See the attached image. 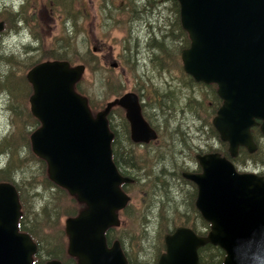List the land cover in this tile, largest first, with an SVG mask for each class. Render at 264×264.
<instances>
[{
	"label": "water",
	"instance_id": "95a60500",
	"mask_svg": "<svg viewBox=\"0 0 264 264\" xmlns=\"http://www.w3.org/2000/svg\"><path fill=\"white\" fill-rule=\"evenodd\" d=\"M177 1L190 39L181 51L184 72L216 84L223 104L212 124L231 154L238 145L254 150L255 118L264 133V0ZM84 71L83 64L57 59L27 71L30 112L40 122L30 134L31 149L45 160L49 179L85 204L64 219L67 253L78 264H128L119 241L106 243L105 231L120 224L118 212L129 200L120 184L131 179L112 160L106 118L111 104L93 115L87 98L75 90ZM117 104L126 110L134 141L156 137L134 93L123 94ZM198 158L202 173L185 176L198 187L196 206L211 229L206 236L187 227L166 234L158 264H200L197 249L206 243L224 251L223 264H264V180L237 173L217 153ZM20 208L15 186L0 182V264H31L37 250L29 234L18 230Z\"/></svg>",
	"mask_w": 264,
	"mask_h": 264
},
{
	"label": "rangeland",
	"instance_id": "374dc122",
	"mask_svg": "<svg viewBox=\"0 0 264 264\" xmlns=\"http://www.w3.org/2000/svg\"><path fill=\"white\" fill-rule=\"evenodd\" d=\"M1 8L9 10L13 14H19L16 21L19 28L13 27L11 22H6L7 26L12 28V33L10 32L12 36L0 39V54L12 57L9 63L0 59V146L5 140H8L12 146L18 145L17 150L12 147L10 151L7 148L0 155V170L9 167V171L5 175H1L0 172V181L11 180L20 191L24 214L22 224L26 225L27 230L37 234L41 241L40 257L44 260L49 257L46 251L50 249L51 235L59 236L55 244H63L65 247L67 238L64 233V219L73 215L72 213L77 211L78 205L63 189L60 190L46 181L45 163L43 164L41 159L33 154L31 146H23L22 140L28 138L30 143L29 135L34 130L33 128L37 127L32 123L33 130L29 132L30 128L27 125L31 120L28 112L33 117L29 110V96L32 89L25 77L27 70L34 63L48 59L66 60L71 66L83 64L85 66V71L82 74L84 78L80 81L79 86L82 90L81 94L90 99L93 115H95L98 110L103 108L105 102L120 95L123 91L140 90L139 93H142L144 86L153 87L145 82L144 77L140 76L142 71H146L147 64L151 60L155 74L162 71L159 69L161 66L163 72L178 75L177 82L183 83L186 79L190 82L188 75L181 68L179 58V52L186 41L181 35L180 29L176 33V40L169 34L167 36L166 33L160 35L164 44L163 52L154 49L145 41L149 32L152 36L158 35L160 27L156 21H160V25H163L162 23H165L167 18L176 15V0H24L19 11H14L11 3H4L3 0H0ZM133 8H143L142 12L145 17H149L155 8L151 21L144 20L139 24L140 31L132 28L138 24L134 23L135 19L130 12V9ZM145 8L148 9L144 11ZM30 26L33 27L30 28ZM24 29H27V34L31 37L32 42L24 41L22 35ZM15 30L17 32L13 33ZM136 34H140L141 40L134 39ZM175 59L177 64L173 62ZM113 63H116V66ZM180 73L184 78L180 76ZM164 78H168V76L165 75ZM191 89L201 90L203 94L206 89L208 95L215 97L214 87L196 82L192 86L185 85L182 88H177L173 99L171 98L174 93H165V89L161 95V97L169 95L170 103L173 105L168 113H174V115L172 117L164 115V118L168 119V124L171 125L165 128L173 130V136H177V141L182 136V133L177 129V123L184 121L186 124H192L191 121L195 118L193 112L187 109L185 110L190 112L189 117H177L180 101L184 107L191 105V100L194 97ZM152 93L156 95L155 90H152ZM203 94H200L202 101L199 103L205 119H207V129L213 139L219 140L213 125L210 123L209 126L208 124L215 116L214 110L217 106L203 109V107H207ZM153 103L158 106L157 100ZM168 113L165 114L169 115ZM208 114L210 116L207 118ZM111 115L113 122L119 123L123 111L120 108H115ZM24 129L28 130L23 132ZM27 132H29L28 135ZM165 144L167 143L165 142ZM140 149V147L134 148L132 152L126 149V154L131 156V153H134L137 162L140 163ZM241 155L245 160L246 154L242 152ZM183 159L182 155L177 158L174 156L157 162L154 166L150 164L148 168L153 169L154 173L161 172V167L172 171L175 163ZM240 164L243 165V163ZM166 176L172 186L169 193L165 194L164 191L158 190L156 194L163 193L168 196L170 198L169 205H166L165 200H160L155 191L150 190L147 195H144L143 192L153 184L146 187L145 182H141L139 176L133 183L125 185V190L131 197L130 205L120 214L121 224L119 227L111 229L110 236L121 238L120 245L124 247L135 263L139 260L145 264H158L155 258L158 250L163 248L161 245L163 236L170 232L174 225L179 223L197 229L195 223L199 221L196 220L169 222L170 218L179 213L181 208L179 207L174 212L172 207L175 205L178 207L179 203L183 202L186 207L187 202L185 193L183 195V183L178 180L179 176H174L173 179L170 175ZM149 178H153V176L150 175ZM186 187L191 189L190 185ZM179 190H181L180 194ZM153 195L155 205L151 212L150 222L145 229L143 205L144 202H150V197ZM187 199L189 203L190 197ZM43 208H45L44 211ZM55 212L59 213L57 219L52 217ZM142 228L145 229V232H142ZM147 237L148 240H146ZM200 250H202L204 259L210 258L211 250L207 245L199 247L198 252Z\"/></svg>",
	"mask_w": 264,
	"mask_h": 264
},
{
	"label": "flooded vegetation",
	"instance_id": "af4514ba",
	"mask_svg": "<svg viewBox=\"0 0 264 264\" xmlns=\"http://www.w3.org/2000/svg\"><path fill=\"white\" fill-rule=\"evenodd\" d=\"M142 9L143 8L130 9V12L132 13L135 19L134 23H138L136 27L132 26V28L138 31L141 30V28H139V24H141L144 20L151 21L152 17L154 16V12H155L154 10L155 8H153L152 14L149 17H145L142 12ZM146 9L148 8H145L144 11H146ZM176 10H177L176 15H171L169 18L166 19L165 23L167 24L162 23L163 25H160L161 22L156 21L160 27V31L157 36H152L151 33L149 32L147 39H145V41H147L150 45H152L154 49H157L160 52H163V46H164L163 42L160 39V35H162L163 33H166L167 36L169 34L171 37L173 36L174 40H176L177 38L176 33L178 29L181 30V35L185 38V41H186L185 45L186 44L190 45V39H189L188 33L182 28L180 24L178 2H177ZM18 16H19L18 13L13 14L7 9H3V10L2 8L0 9V22L3 23V27L0 30V39H4L6 37L10 38L12 36L11 34L12 28L11 26H7L6 22H11L13 24V27H17V29L19 28V24L16 23ZM32 27L33 26H30V28ZM16 32L17 30H15V32L13 33H16ZM134 39L141 40L140 34H136L134 36ZM189 45H186L183 48H181L179 52L180 60H181V51L187 48ZM157 58L160 59L159 57ZM0 59H4L7 63H9L12 60V57L10 55L2 56L0 54ZM48 60H52V59H48ZM43 61H46V60H43ZM39 62H42V61H39ZM151 63H152V60L147 64L148 68H146V71H142V73H140V76L144 77L145 82L148 85H151L153 87L147 88L144 86L142 89V93H139L140 90H133V91L131 90V91H125V92L123 91L120 95H117L113 99L105 102V105H104L105 107L108 103L111 104L110 110L106 118H107L109 132L112 134V137L110 140L111 155L113 152L112 147H114L113 150H115L118 154L117 160H118L119 167H117L116 165L115 166L118 172L122 176H126L131 179L129 182L121 183L120 187L129 196V200H130L131 197L127 193L128 191L125 190V185L126 183L128 184L133 183L135 179L137 180V177L139 176L140 181L145 182L146 187L153 184V186H150L147 191L143 192L144 195H147L150 190L155 191V194L158 192V190L164 191L165 194H168L172 186H170V181L166 175H170L172 179L174 178V176H179L178 180L181 183H183L182 184L183 185L182 186L183 195L185 193L187 205L185 207V203L183 202L182 204L179 203L178 207L177 205L172 207L174 212L177 211L179 207L181 208L179 209V213L173 215L172 218H170L169 222H174L176 220H182L181 222H185L188 220H192V221L196 220L199 222L195 223L197 229H194L192 227L178 223L173 226V228L170 230V232H168V234L173 233L175 229L178 227H187V228H190L195 234L199 236H206L208 232L210 231V222L204 219L201 212L196 208L195 201H196V197L198 194V187L194 183V181L188 179L185 176V174H201L202 167L199 163L198 157L202 155L210 154V153H217L220 157L226 159L233 166V168L235 169L237 173L253 174L255 176L261 177L264 180V133L261 130L262 120L259 118H255L254 119L255 124L250 127V134L252 137V141L255 145L254 150L249 151V149L246 146L238 145L236 149V153L232 155L229 150V142L227 140L221 139L215 127L213 126L216 132L218 133L219 140H217L216 138L213 139V136H211L209 129H207V124H206L207 119H205V115L200 108L201 104L199 103V101H202L200 94H203V92L201 90L191 89L192 92L194 93V97L191 100L192 103L191 105H188V107H184V105L182 106V101H180L179 107L177 109V113H178L177 117H180V118L189 117L190 112H187L185 110L187 109L193 112L195 118L191 121L192 124L191 123L186 124L184 121H180L181 123H177L176 125L177 129L179 132L182 133V136L177 141V136H173V130L169 128H165L171 125L168 124V119H165L164 115L172 117L174 113H168V111L172 109L173 107L172 103H170L169 95H165L164 97H161L164 89H165V93H169V94L174 93L173 97L171 98L173 99L176 95L177 88H182L185 85L192 86L194 82L202 83L205 86L214 87L215 97H211L210 95H208V91L204 89L205 92L203 95L206 100L207 107L201 106L203 107V109H209L210 106L211 107L217 106L216 109L214 110L215 112L214 115H216L218 108L223 104V99L217 94L216 84L195 81V79L191 75L184 72L182 61H181V68L183 72L190 77L189 78L190 82L187 79L183 83L177 82L178 75L176 74L170 75L169 73L163 72V68L161 66L159 67V69H162V71H159V73L155 74L153 72L154 70L152 68ZM165 75L168 76V78H164ZM180 76L184 78V76L181 73H180ZM152 90H155L156 95L152 93ZM127 92H132L136 95L138 104L140 106V112H141L142 117L147 122L148 126L156 133V137L154 139H149L148 141H134L131 138L130 122L126 118V110L122 106L117 104V100L123 94ZM156 100L158 101V106L153 103ZM103 108H101L100 110H102ZM115 108H120L123 111V116L121 117V120H120L121 122L119 123L118 122L114 123L112 120L111 112ZM164 109L169 115L165 114L166 112ZM208 116H210V114L207 115V118ZM212 118H211V121L208 122L209 126H210V123L212 124ZM27 125H28V128H30V131H32L33 129L35 130L38 126H40V122H39V125H37V127L33 129H32L31 121ZM163 139L164 140L166 139V140L164 141ZM22 141L24 143L23 146H27L26 144L27 139L22 140ZM29 141H30V135H29ZM165 142L167 144H165ZM30 146H31V143H30ZM137 147L141 148L139 150L140 160H141L140 163L137 162L134 153H131V156H128L126 154V149L132 152L134 151V148H137ZM14 149L17 150L18 148H14ZM242 152L246 154L245 160L242 158V155H241ZM2 153L3 152H0V155ZM181 155L184 157V159L175 163V165L172 168V171H169L166 168L161 167L160 168L161 172L154 173L153 169L148 168L150 164L154 166L157 162L165 161L167 158L170 159L174 156H176V158L181 157ZM240 163H243V165ZM150 175H152L153 178H149ZM187 185H190L191 189H187L186 187ZM14 186L17 191L18 199H19V202L22 208L23 202L21 200V197L19 196L18 189L15 184ZM180 193H181V190H179V194ZM154 195L150 197V202L149 201H147V203L144 202V205H143L144 206V222L143 223L150 222L151 212L155 205ZM156 195H159L160 200L161 199L165 200L167 202L166 205H169L168 202H170V198L168 196H165L163 193L161 194L158 193ZM187 197H190L189 203H188ZM194 208H195V211H194ZM121 211L118 212L119 217L121 216L120 214L124 210L122 212ZM22 219H23V216L20 215L18 218V230L20 232H25L19 229V222L22 221ZM164 251H165V245H164L163 250L160 252V254L163 253ZM197 253H198L199 263H201L199 259L198 249H197ZM157 263H158V258H157Z\"/></svg>",
	"mask_w": 264,
	"mask_h": 264
},
{
	"label": "trees",
	"instance_id": "16d2710c",
	"mask_svg": "<svg viewBox=\"0 0 264 264\" xmlns=\"http://www.w3.org/2000/svg\"><path fill=\"white\" fill-rule=\"evenodd\" d=\"M188 41H189V40H188ZM186 45H189V44H186ZM186 45H184V46H186ZM184 46H183V47H184ZM183 47H182V48H183ZM163 50H164V49H163ZM176 61H177V60L175 59V61H173V62H175V63L177 64ZM34 64H36V63H34ZM34 64H33V65H34ZM188 77H189V76H188ZM83 78H84V75H83V76L81 77V79L75 84V90H76L77 92H79L80 94H81L82 90H81V87L79 86V83H80V81H81ZM189 78H190V77H189ZM29 84H30V83H29ZM30 86H31V85H30ZM82 95H83V94H82ZM84 96H85V95H84ZM86 98H87V101H88V105H89V107H90V110H91V112L93 113V110H92V108H91V107H92L91 101H90V99H89L87 96H86ZM104 104H105V103H104ZM103 107H104V106H103ZM28 116L31 118L30 121H31L33 124H35V126L39 125V121H38L34 116L31 117L29 112H28ZM126 124H127V123H126ZM26 130H28V129H24L23 132H25ZM29 132H30V130H29ZM29 132H27V135L29 134ZM26 139H27V141H26L27 147H30V143L28 142V138H26ZM12 147H13V148H18V145H17V144H14V145L12 146V145L10 144V142L8 143V140H6V141L0 146V152H4L7 148H9V150L11 151V150H12ZM113 149H114V147H112V151H113V152H112V160H113L114 164H115L117 167H119L118 160H117V156H118V154H117V152H116L115 150H113ZM14 150H16V149H14ZM35 156H36V155H35ZM40 159H41V158H40ZM41 161L43 162V164L45 163V165H46V162H45L43 159H41ZM8 171H9V167H6V169H2V170H0L1 175H5L6 173H8ZM45 171H46V176H47L46 181H47L49 184L54 185L56 188H58V189H60V190L63 189L64 192H66L71 198H73V199L76 201V203H77V205H78V209H77L76 212H73V213H72L73 215H70V216H74V215H76L80 209L84 208L85 204H84V203H80V202H78L77 199L75 198V196L70 195L66 189H64V188H62V187L56 185L55 183H53V182L48 178V175H47V165H46ZM8 182L13 183L11 180L8 181ZM13 184H14V183H13ZM126 184H128V183H126ZM18 193H19V196H20V191H19V190H18ZM129 205H130V200L128 201L127 205L125 206V208H124L123 210H127V208L129 207ZM22 209H23V206H22ZM44 209H45V208H43V211H44ZM123 210H122V211H123ZM122 211H121V212H122ZM22 216H24L23 212H22ZM58 216H59V213H58V212H55L54 215H53L52 217H53V219H57ZM67 217H68V216H67ZM148 224H149V223H147V222H146V225L144 224V225H145V226H144L145 229H146V227L148 226ZM45 225H47V224H45ZM116 227H117V226H111V227H109V228L105 231V238H106V242H107L108 245L112 244L113 241H115V240H118L119 243L121 242V238L118 237L119 239H117V238H114V237L110 236L111 229H112V228H116ZM118 227H119V226H118ZM26 228H27L26 225H25V224H22V221H20V222H19V229L22 230V231L27 232V233L33 238V240L36 242L37 247H38L37 252H36V253L34 254V256H33L32 264H44L45 261H48V260H50V259H57V260L60 261V264H78V263H77V259H76L75 257L69 255V254L67 253V251H66L67 243H66L65 247H64L63 244H55V243H56V240H57V238H58L59 236H58V237H55V236H53V235L50 236V237H51V239H50L51 241H50V243H49L50 249H48V250L46 251L47 254L49 255V257H48V258H45L44 260H42L41 257H40L41 241H40V239L37 237V234H36V233H34V232H32V231H29V230H27ZM144 228H142V232H145V229H144ZM64 233H65V231H64ZM65 236H66V234H65ZM66 238H67V236H66ZM146 240H148V237H147ZM161 240H162V237H161ZM120 244H121V243H120ZM161 245H162L163 248H164L163 240H162V242H161ZM206 245H207V247H209V249L211 250V256H210V258H208V259H204V258H203L202 250H200V252H199V259H200V262H201L202 264H222L223 257H224V252H223V250H222L220 247L215 246V245H212V244H209V243L206 244ZM121 247H122V246H121ZM201 247H202V246H201ZM163 248H161L160 250H158V253H157V256H156L155 260L157 259L159 253L163 250ZM122 250H123V253H124V255H125V257H126V259H127V261H128V264H145V262H143V261H139V260H137V259H136L137 261H136V263H135L134 261H132V259L130 258V255L127 253V251L124 249V247H122ZM156 261H157V260H156Z\"/></svg>",
	"mask_w": 264,
	"mask_h": 264
},
{
	"label": "clouds",
	"instance_id": "9594fccd",
	"mask_svg": "<svg viewBox=\"0 0 264 264\" xmlns=\"http://www.w3.org/2000/svg\"><path fill=\"white\" fill-rule=\"evenodd\" d=\"M4 3H11L13 10L14 11H19L20 5L23 4L24 0H3ZM22 23V22H21ZM22 35L24 36V41L27 42H32L31 37L28 36L27 34V29L23 30Z\"/></svg>",
	"mask_w": 264,
	"mask_h": 264
}]
</instances>
